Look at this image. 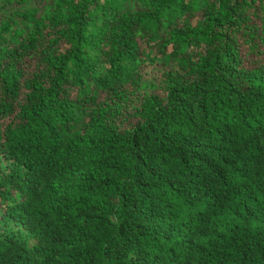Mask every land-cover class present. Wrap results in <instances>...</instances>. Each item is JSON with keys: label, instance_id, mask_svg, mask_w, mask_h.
I'll use <instances>...</instances> for the list:
<instances>
[{"label": "trees", "instance_id": "16d2710c", "mask_svg": "<svg viewBox=\"0 0 264 264\" xmlns=\"http://www.w3.org/2000/svg\"><path fill=\"white\" fill-rule=\"evenodd\" d=\"M0 264H264V0H0Z\"/></svg>", "mask_w": 264, "mask_h": 264}]
</instances>
